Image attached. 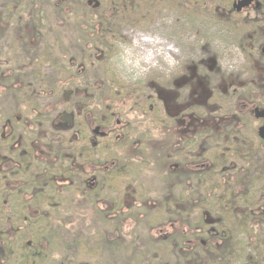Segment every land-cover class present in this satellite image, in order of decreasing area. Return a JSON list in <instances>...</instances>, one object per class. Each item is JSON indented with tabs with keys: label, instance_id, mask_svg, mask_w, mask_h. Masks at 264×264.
<instances>
[{
	"label": "rangeland",
	"instance_id": "rangeland-1",
	"mask_svg": "<svg viewBox=\"0 0 264 264\" xmlns=\"http://www.w3.org/2000/svg\"><path fill=\"white\" fill-rule=\"evenodd\" d=\"M207 4L0 0V20L11 26L0 22V128L16 126V139L25 134L34 171L47 160L55 181L39 194L41 205L25 200L29 193L0 195L10 206L0 209V245L10 264H175V244L148 240L170 228L172 235L187 228L204 239L224 230L241 247L232 264H264V142L256 136L264 119L237 110L251 102L264 109V62L238 50L233 24L205 14ZM86 120L109 133L95 140L94 155L81 128ZM78 132L86 137L76 141ZM163 145L175 149L172 164L192 169L196 178L162 182L165 152H157ZM76 148L83 167L69 185L63 162L54 158L67 160ZM96 157L104 166L114 160L127 167L114 180L104 173L110 188L98 185L89 204L81 196L90 191L88 178L81 181ZM185 160L205 166L193 169ZM245 211L256 223L246 222Z\"/></svg>",
	"mask_w": 264,
	"mask_h": 264
},
{
	"label": "flooded vegetation",
	"instance_id": "flooded-vegetation-1",
	"mask_svg": "<svg viewBox=\"0 0 264 264\" xmlns=\"http://www.w3.org/2000/svg\"><path fill=\"white\" fill-rule=\"evenodd\" d=\"M207 1H208L207 11L205 12V14L207 13L209 17H213L217 21H220L221 23H225L230 27L233 24L237 34L235 45L238 48V50L240 49L246 51V53H248L246 55L248 59H250V56H252L254 60H260L261 62H264V0H228L230 1V3L227 0H223L222 3L220 4L218 3L221 0H206V2ZM91 3L92 0H87V5H90ZM245 31L250 33L247 34L245 33ZM64 96L65 94H63L62 96L63 100H64ZM89 97L92 98V96ZM69 98H70V94L68 95L66 101L65 100L64 101L68 102ZM78 105L79 104H76L73 109L75 110V118H77L80 121V118H82L81 113L83 110H81V106ZM238 109L244 110L246 114H250L254 116V118L256 119L257 118L264 119V116L258 117L257 114H255L256 113L255 111L256 109L258 110V108L253 102H251V104H247L244 106L242 105L241 107L238 106L237 110ZM69 117L71 119L59 116L60 120L65 121L68 126H74L75 118L73 119L72 116ZM84 123L87 124L86 125L82 124L81 128L86 130L87 133L89 132L90 136L87 133H84V135H82L79 132L74 133L75 136L77 137L75 138V140L77 141L80 138V136L84 138L86 137L85 135L87 134V139L90 137L89 141L92 147L91 154L94 155L93 151H95L97 148L96 147L97 141L95 140H98L99 138L106 139L109 133L107 132V130L98 129V127L95 126V122L88 123V121L86 120ZM93 126L95 128L91 129ZM262 126H264V124ZM14 127L15 128H2V130L0 128V195L6 194L12 197L14 195L18 196L19 194L26 196L27 198V194L29 193L30 199L28 198L25 200L27 201L34 200L37 202V204L41 205L40 198L42 196H39V194L45 193V189H49L55 183V181H53V179L49 176L48 173L51 170V168L50 166L47 165L48 164L47 160H42L41 163L42 170L34 171L36 166L35 164H33V157H31L32 153L29 150H25L24 148L25 144L22 142V139L28 141L26 140L27 137L25 134H23V138L21 139H16L15 136H13L14 138H12L14 130H17V127L16 126ZM256 136L258 138L257 132H256ZM257 140L259 142H264L259 138ZM10 142L11 145L9 144ZM13 145H16L15 146L16 148H14V150H13ZM162 148L164 149L157 152L159 156H161V154L165 152V155L164 154L162 155L164 164L163 162H160L162 161L161 158L159 161L160 162L159 165L165 170V171H161L162 169L161 168L159 170L160 172H158L159 179H162V182L165 183L172 182L174 179L176 180L178 176L180 177L184 176L186 178H188L189 175H191V177L193 176L191 172L192 169H190V171L189 169L181 170V166H178V164H172L169 158L172 157L175 149H171L170 151V147L168 148L165 145H163ZM4 152H6L7 154L5 155ZM10 152L11 154L8 155V153ZM81 153L82 151L79 148H76L73 151V155L70 156L69 159L67 160L59 156H55L54 158L55 161L57 159L58 160L60 159L61 163L63 162L62 166L64 167L63 170L66 173V177L71 179L69 180V185H73L72 180L77 178L78 174L80 173L78 172V170H80L83 167L80 166V164H78L76 160L77 158L78 159L82 158ZM18 155H20V159H19L20 161H17L16 159ZM12 156H13V160H12ZM24 157H26L25 160H23ZM182 164L183 165L187 164L188 166L192 164L191 168L193 169H203V167L205 166L203 163L198 164L196 160L193 161L185 160L184 163ZM118 166L119 164L117 163V161L114 160L110 161L109 165L104 166L102 164V160L98 159V157H96V160H94L92 164L87 165V168L90 171L86 172L87 174L84 175L83 177L84 179L81 182L82 185H84L85 182L87 181L86 184L88 188H90V191L88 192V194H86V192H81L82 193L81 196L84 198H89L88 200H86L89 204L97 200V197H94V195L92 194V190H94L98 185L99 186L107 185L110 188V182L106 181L104 178L109 177L110 180H114L120 177L121 174L123 176V173L125 172L127 165L124 164V165H120L119 167ZM114 167L120 168L121 171L120 172L117 171L115 173V171H112ZM108 172H109L108 177H104V173H108ZM86 178H88V180L85 181ZM64 181L66 180L64 179L59 180L60 183ZM34 194L36 195L33 196ZM19 197H20L19 199H17L16 197L15 200H17L18 204H20L21 206L24 203H22L23 200L21 196ZM124 199L125 198L123 197V202ZM28 204H30V202L24 204V209L28 210V212H31L30 211L31 207H27ZM7 206H8V200H5L2 203H0V209L3 210L10 209V206L8 207ZM17 206L18 205L16 204L15 209L17 208ZM37 210L38 209H36L35 211L37 212Z\"/></svg>",
	"mask_w": 264,
	"mask_h": 264
},
{
	"label": "trees",
	"instance_id": "trees-1",
	"mask_svg": "<svg viewBox=\"0 0 264 264\" xmlns=\"http://www.w3.org/2000/svg\"><path fill=\"white\" fill-rule=\"evenodd\" d=\"M27 9L28 8H26L25 10ZM1 21L4 22L3 19H1L0 22ZM34 21L35 20H33L32 18L30 19V23L32 26ZM3 26L11 27L10 24H7V22H4ZM5 29L6 28H4V30ZM226 196H228V193L222 195V197H226ZM181 197L183 199L185 196H181ZM252 213L253 212L245 211L243 217L244 219H246V222L249 221L251 224H254L256 223L255 220L257 218L254 217ZM242 229L247 234L250 235L253 234L252 233L253 231L249 230L248 227ZM173 230L174 228H170V230H165V231L160 229L158 232H155L153 235H149L148 240L154 245L157 244L160 245L162 243L166 244L169 242L170 243L167 244L169 246H173L175 244L172 249L177 251L180 255L178 262H176L175 264H232L231 263L232 259L236 256V254H237V261L241 259L242 252L240 250L241 248L240 245L237 244V250H236L234 245L231 244V240H230L231 238L224 230L217 232V234L215 235L212 234V232H208V237L206 239L202 238L201 235L195 232L191 233L189 230L187 231V228L180 231L179 235L177 234L172 235V233L170 234V232H173ZM109 246L112 249H114L115 247L118 246V242H109ZM4 252H7V247L5 245L0 246V255H1L0 264H10L11 260L6 259L4 257ZM191 258H193L192 263H190ZM26 264H34V263H30L28 261ZM149 264H153V262H149Z\"/></svg>",
	"mask_w": 264,
	"mask_h": 264
},
{
	"label": "water",
	"instance_id": "water-1",
	"mask_svg": "<svg viewBox=\"0 0 264 264\" xmlns=\"http://www.w3.org/2000/svg\"><path fill=\"white\" fill-rule=\"evenodd\" d=\"M97 6H98V2L95 1V2H94V8L97 7ZM68 95H69L68 93L65 94V96H64V100H65V101H66ZM255 112H256L255 114H257L258 117H259V116H264V110H257V109H256ZM257 116H256V117H257ZM61 117L71 119V118H70L69 116H67V115H62ZM257 135H258V138H259V139H261V140L264 141V126L258 128V130H257Z\"/></svg>",
	"mask_w": 264,
	"mask_h": 264
}]
</instances>
